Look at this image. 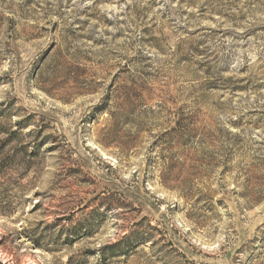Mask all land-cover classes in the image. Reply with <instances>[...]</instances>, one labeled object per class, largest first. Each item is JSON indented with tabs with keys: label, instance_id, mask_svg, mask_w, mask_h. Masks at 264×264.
I'll list each match as a JSON object with an SVG mask.
<instances>
[{
	"label": "rangeland",
	"instance_id": "rangeland-1",
	"mask_svg": "<svg viewBox=\"0 0 264 264\" xmlns=\"http://www.w3.org/2000/svg\"><path fill=\"white\" fill-rule=\"evenodd\" d=\"M0 264H264V0H0Z\"/></svg>",
	"mask_w": 264,
	"mask_h": 264
},
{
	"label": "trees",
	"instance_id": "trees-1",
	"mask_svg": "<svg viewBox=\"0 0 264 264\" xmlns=\"http://www.w3.org/2000/svg\"><path fill=\"white\" fill-rule=\"evenodd\" d=\"M3 169V162L0 161V171Z\"/></svg>",
	"mask_w": 264,
	"mask_h": 264
}]
</instances>
